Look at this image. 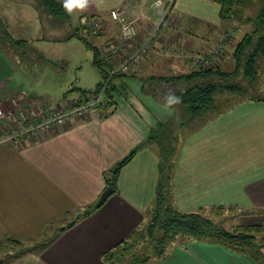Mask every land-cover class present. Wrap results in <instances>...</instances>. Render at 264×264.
Returning a JSON list of instances; mask_svg holds the SVG:
<instances>
[{"label":"crops","instance_id":"0c3cea01","mask_svg":"<svg viewBox=\"0 0 264 264\" xmlns=\"http://www.w3.org/2000/svg\"><path fill=\"white\" fill-rule=\"evenodd\" d=\"M34 1L0 0V42L6 37L3 22L8 27L20 25L23 8L42 5ZM194 1L215 2L174 0L169 19L181 28H165L163 39L160 35L132 74L117 78L121 83L116 84L125 86L114 93L113 106L77 118L62 129L28 137L20 145L3 143L0 138V245L7 246L0 252V264H104L105 252L150 220L159 176V148L154 142L124 166L118 188L102 206L86 217L78 216L95 205L107 188L105 172L143 142L157 122L174 115L172 107L143 91L142 79L156 71L186 73L194 66L188 59L164 54L162 40L196 52L212 47L226 30L236 27L228 20L221 21L219 11L215 20L193 12L189 3ZM152 2L88 0L87 7L74 9L72 16L80 18L83 28L87 18H100L103 35L111 45L122 41V34L119 25L109 18V10L128 9L127 19L133 20L138 31L128 47L131 49L159 17ZM201 24L210 28L206 35L195 30ZM90 38L93 47L100 39ZM171 55L175 58L168 57ZM17 70L16 65L0 58L1 102L36 96L44 98V106L50 108L81 97L74 92L58 103L47 92L25 93L10 78ZM260 86L263 96L243 98L237 103L228 101L199 129H180L181 144L172 176L177 209L189 212L222 204L238 205L242 212L253 210L240 215L241 224L264 222V102L255 100L264 99V83ZM151 264L256 263L218 243L190 240L174 244L165 259Z\"/></svg>","mask_w":264,"mask_h":264},{"label":"trees","instance_id":"16d2710c","mask_svg":"<svg viewBox=\"0 0 264 264\" xmlns=\"http://www.w3.org/2000/svg\"><path fill=\"white\" fill-rule=\"evenodd\" d=\"M52 15L70 16L60 0H38ZM219 6L221 21L232 20L237 25H252V30L245 33L233 51L234 68L225 71L219 66L199 68L190 73L173 75H150L143 78V91L163 100L169 93L181 97V102L171 106L173 117L159 121L150 129L147 138L133 148L124 158L105 172L107 187L118 188V179L124 166L135 155L154 142L159 148L158 181L155 200L151 209L150 220L143 226L133 230L127 238L118 242L102 256L104 264H148L152 260L167 255L168 247L174 244L203 240L218 243L227 250L251 258L256 264H264V222L259 224H241L226 228L210 217L200 208L197 211H182L176 208L173 200L172 176L175 160L180 148L179 131L193 132L209 122L212 113L222 110L225 103L232 102L239 95L245 94V87L236 80L239 77L252 81L257 74L258 59L264 57V0H214ZM257 5L256 15L250 14V8ZM232 33V32H231ZM86 46L91 42L86 36L75 34ZM224 37V36H223ZM233 33L232 39L233 41ZM222 41V38L220 39ZM231 43V42H230ZM216 45V44H215ZM209 49V48H208ZM93 64L102 75V80L94 90L100 89L106 77L103 64L98 60V52L94 46ZM132 74V73H130ZM124 77L120 74L116 77ZM216 78L215 81H211ZM112 81L107 90L108 101L101 110L114 105L113 95L120 92L125 84L117 85ZM150 82V83H148ZM163 86V87H161ZM166 88L170 90L166 91ZM79 95L86 90L74 89ZM235 97V98H232ZM264 102V99H256ZM165 103V100L163 101ZM114 112V109L112 110ZM180 113H182L180 115ZM224 205L212 207L216 214L225 210ZM234 208V207H231ZM96 209L89 206L80 216L86 217ZM262 213L264 210H261ZM252 211H243V215ZM259 235H262L261 241ZM143 243L142 245H138Z\"/></svg>","mask_w":264,"mask_h":264},{"label":"rangeland","instance_id":"374dc122","mask_svg":"<svg viewBox=\"0 0 264 264\" xmlns=\"http://www.w3.org/2000/svg\"><path fill=\"white\" fill-rule=\"evenodd\" d=\"M32 3L36 2L34 1ZM189 4L191 5L193 12H201L214 20L218 19L219 7L215 2L209 4L194 1ZM30 6L31 8L22 9V23H20V25L16 27H11L9 25L8 27L3 22L5 26L4 30L6 32L2 33L6 37L4 38V42H0V58L2 61L6 60L8 65L10 61L16 65L17 69L19 68V70H17V72L10 77L12 78L13 83L16 81V83H18L25 90V93L29 92L42 95L47 92L51 94L53 101L58 103H60L65 96H71L74 94V92H76L74 89L94 90L97 84L102 80L100 71L93 64L95 55L94 47L92 44L90 47L86 46L83 41L75 37V34H81L90 40V37L93 35L91 33L87 34V31H85V29L81 26L79 17L72 16V14L68 17L52 15L42 5L38 7L30 4ZM257 7L258 6L255 5L250 8V14L252 17L256 15ZM229 23L230 25H236V27H231L226 30L224 35L232 32L234 36L233 41H230L232 39V36H230L229 41L225 43L224 50L219 53V56H217L214 63L211 65V67L214 65L219 66L225 71H230L234 68L233 51L245 33L250 32L253 28L252 25L247 24L243 26L237 25L232 20H229ZM195 30L203 35H206L205 31L209 33L210 28H206L205 24H201ZM220 39L218 38L216 43L214 42L211 44L213 48H215L218 43H221ZM19 40H23V42H19ZM162 41V45L165 44L166 46H174V43L168 42L166 38ZM6 44L7 47H5ZM210 49L211 46L209 49L205 48L201 51H208ZM163 53L166 54L164 51ZM168 57L175 58L177 56L174 57L171 55ZM180 58L185 60L182 57ZM189 63L194 67L191 68L190 71L186 72V74L199 69V67L194 65L191 61H189ZM257 68V74L254 80L249 81L242 76L236 80L237 83H241L242 86L245 87V94L243 97L239 95L232 102L237 103L243 98L263 96V92H259V86L264 83V57H260L258 59ZM11 69H14L13 66ZM157 74H163L166 76L176 73L169 71H156L153 75ZM5 77L6 81L10 80L8 74H6ZM117 78L118 77H115L113 81H115V83H121V81H116L118 80ZM130 79L135 80L134 78ZM215 80L216 78H212L211 81ZM168 90L170 89L166 88V91ZM160 96L163 99L161 100L163 102L165 99L162 95ZM117 97H120V95H117ZM24 98L26 101L33 103L37 101L42 103V101H44V98L36 96H27ZM118 100H120V98H118ZM181 114L182 113H180V115ZM238 123L242 122L238 121L237 124ZM14 145L18 144L14 143ZM235 157L238 158V154H236ZM224 206L226 207L225 210L219 215L212 210V207L217 206L208 208L202 207V210L206 216L210 217L218 224L226 228H232L241 222L240 215H243L241 213L242 211L238 205ZM261 237L262 235H259V240L262 243ZM142 244L143 243H140L138 245ZM182 246L186 247L187 245ZM5 248H7L6 245H0V252H2ZM171 248L172 246L170 245L165 257L152 260L149 263L151 264L152 262L165 259L169 255Z\"/></svg>","mask_w":264,"mask_h":264},{"label":"built area","instance_id":"2783aa9c","mask_svg":"<svg viewBox=\"0 0 264 264\" xmlns=\"http://www.w3.org/2000/svg\"><path fill=\"white\" fill-rule=\"evenodd\" d=\"M174 0H153L152 7L159 14L158 19L147 28L142 40L130 48L138 35L133 20L127 19L128 9L114 7L109 10V18L119 25L122 41L109 44V38L103 35L102 23L98 17H89L84 21V28L93 36L100 37L95 45L98 60L103 64L105 79L98 90H86L76 100L65 101L46 108L40 101L35 103L25 98H12L0 102V138L3 143L22 144L28 137L50 133L62 129L77 118L87 117L93 111L100 110L108 101L107 90L113 79L120 74H130L137 64L143 61L149 50L165 28L181 27L169 19ZM162 36V35H161ZM232 33L222 37L221 43L208 51H190L185 48L163 45V50L175 56L191 61L199 68L211 67L219 53L224 50ZM231 41V40H230ZM230 43V42H229ZM170 53V54H171ZM11 100V101H10Z\"/></svg>","mask_w":264,"mask_h":264},{"label":"clouds","instance_id":"9594fccd","mask_svg":"<svg viewBox=\"0 0 264 264\" xmlns=\"http://www.w3.org/2000/svg\"><path fill=\"white\" fill-rule=\"evenodd\" d=\"M88 0H64L63 7L68 13H72L74 9L84 10L87 7ZM181 102V97L175 93H169L165 97L167 107H171Z\"/></svg>","mask_w":264,"mask_h":264},{"label":"water","instance_id":"95a60500","mask_svg":"<svg viewBox=\"0 0 264 264\" xmlns=\"http://www.w3.org/2000/svg\"><path fill=\"white\" fill-rule=\"evenodd\" d=\"M114 191V188L107 187L100 195L98 201L95 204V207L98 208L102 206L107 201V199L114 193Z\"/></svg>","mask_w":264,"mask_h":264}]
</instances>
